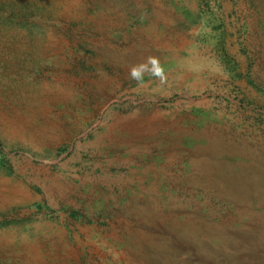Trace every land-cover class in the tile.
I'll list each match as a JSON object with an SVG mask.
<instances>
[{
  "label": "rangeland",
  "instance_id": "1",
  "mask_svg": "<svg viewBox=\"0 0 264 264\" xmlns=\"http://www.w3.org/2000/svg\"><path fill=\"white\" fill-rule=\"evenodd\" d=\"M263 1L0 0V264H264Z\"/></svg>",
  "mask_w": 264,
  "mask_h": 264
},
{
  "label": "clouds",
  "instance_id": "2",
  "mask_svg": "<svg viewBox=\"0 0 264 264\" xmlns=\"http://www.w3.org/2000/svg\"><path fill=\"white\" fill-rule=\"evenodd\" d=\"M146 75L157 78L162 85L168 80L165 67L160 58L156 56H148L143 62L133 65L129 70L130 79L140 85H143Z\"/></svg>",
  "mask_w": 264,
  "mask_h": 264
},
{
  "label": "crops",
  "instance_id": "3",
  "mask_svg": "<svg viewBox=\"0 0 264 264\" xmlns=\"http://www.w3.org/2000/svg\"><path fill=\"white\" fill-rule=\"evenodd\" d=\"M253 4H254V2H253V0H251V3L249 4L250 6H252V8H254L253 7ZM255 9V8H254ZM260 9H261V13H260ZM251 12L253 13V10H251ZM256 12L258 13V19H259V22H260V24H264V1H263V4H262V6H261V8H256ZM262 15V16H261ZM261 17V18H260Z\"/></svg>",
  "mask_w": 264,
  "mask_h": 264
}]
</instances>
